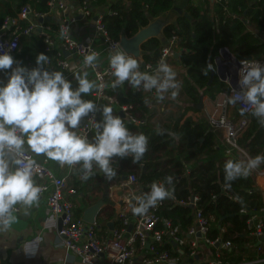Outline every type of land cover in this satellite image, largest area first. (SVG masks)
I'll list each match as a JSON object with an SVG mask.
<instances>
[{"label": "trees", "instance_id": "trees-1", "mask_svg": "<svg viewBox=\"0 0 264 264\" xmlns=\"http://www.w3.org/2000/svg\"><path fill=\"white\" fill-rule=\"evenodd\" d=\"M88 1L92 5H108V10L102 13V22L114 39H119L122 33L128 36L134 34L151 18L175 4V0ZM24 5H29L32 12L40 14L49 9L48 0H0V27L5 19L16 18ZM183 10L187 14L180 12L173 22L164 27V39L153 36L141 46L142 60L145 65L153 68L148 70L151 72L158 65L164 43L174 37L172 43L176 45L179 60L184 67L178 96L183 95L186 104L181 110L154 121L152 118L156 117V106L150 103H154L156 99L150 96V92H145L142 88L135 89L127 82L115 90H108L117 97L119 103L131 104L134 115L144 118V123L137 125L121 116L129 130L143 133L149 138L148 151L140 161L133 163L132 157L116 158L120 163L118 173L134 171L139 183L148 191L153 182L172 176L173 195L164 199L156 212L162 217L170 218L185 231L191 222V205L180 203L179 200L197 196V207L209 217L207 237H217L223 227L221 239L232 244L231 248L223 249L221 259L240 262L248 250L245 242L249 239L248 231L246 233L249 211L264 207V197L254 188L251 175L238 178L231 183L230 189H225L224 164L229 159H242V153L238 150L225 153L223 140L211 130L204 118L192 119L186 116L180 121L188 109H199L195 104L201 94L214 98L220 91L229 90V85L219 78L216 70L208 75L203 74L208 63L215 65L214 57L220 46L226 45L239 59L248 55L258 58L264 56V42L259 34L264 29V0H187ZM17 20L18 24L15 22L9 27L19 37V47L13 54L22 61H27L28 68L32 69L37 66L36 57L44 53L49 57L47 67L65 73L58 63V59L63 56L47 47L44 35L24 32L29 22L23 18ZM146 98L149 100L148 105L144 102ZM111 107L114 114L119 115L118 109ZM232 115H242L238 105H233ZM246 115L248 124L238 137V145L249 157L264 155V126H261L251 112ZM158 128L164 131L163 135H157ZM259 167L264 168V163ZM71 175L78 179L72 183L75 190L81 182L89 180H81L78 165L72 169ZM242 207L248 212H241ZM76 211L77 209L75 213ZM111 214L108 211L107 216ZM102 230H97V233ZM169 245L171 246L169 243H162L157 248L169 249ZM186 247L183 249L187 250ZM259 255L264 257V248Z\"/></svg>", "mask_w": 264, "mask_h": 264}, {"label": "clouds", "instance_id": "clouds-1", "mask_svg": "<svg viewBox=\"0 0 264 264\" xmlns=\"http://www.w3.org/2000/svg\"><path fill=\"white\" fill-rule=\"evenodd\" d=\"M15 47L12 43L0 54V71L11 70L7 83L0 82V235L12 230L18 216H28L39 205L45 189L37 181L38 176H43L38 157L55 161L60 167L78 165L82 180L99 172L110 181L117 175L115 158L132 157L136 163L144 157L149 145L148 136L130 131L125 119L114 114L110 105H98L84 98L106 87L102 81L89 78L88 69H96L100 63V53L90 45L82 68L74 73L75 87L64 72L47 67L48 55L40 53L36 57L37 66L29 69L11 54ZM108 63L115 78L111 82L113 90L127 82L145 92L155 90L161 102L170 91L172 99L179 94L181 84L177 73L164 58L154 71H141L142 58L116 44ZM240 64L239 90L232 88L229 103L243 105L241 114L250 109L264 126V63L241 60ZM215 70V65L208 63L203 74ZM144 102L149 104L147 98ZM96 113L100 114V120L96 119ZM85 118H88L86 122ZM163 134L158 128L157 135ZM262 163L264 155L227 160L224 188L230 189L238 178H247ZM173 180L167 176L153 182L149 192L136 198L133 213L143 215L158 202L170 198ZM38 241L39 238L26 243L24 252L35 255ZM30 245H35V250L30 251Z\"/></svg>", "mask_w": 264, "mask_h": 264}, {"label": "built area", "instance_id": "built-area-1", "mask_svg": "<svg viewBox=\"0 0 264 264\" xmlns=\"http://www.w3.org/2000/svg\"><path fill=\"white\" fill-rule=\"evenodd\" d=\"M81 5L85 14H91L92 9L88 0H82ZM49 7L66 8V4L63 0H48ZM29 5H24L20 11L19 16L26 18L30 12ZM42 15V14H41ZM16 22L15 18H7L0 27V54L8 50V47L15 43L16 47L12 49L11 54L19 47V37L16 31L9 32L7 28L10 24ZM36 27V24H30L24 28V32H32ZM68 20L66 19L60 26L61 34V48L66 51L75 52L80 55L82 60L88 53L89 45L93 51L101 52L105 50L107 53V59L113 46L119 44V39L112 38L102 22V13L95 15L94 33L103 41L102 49L96 48L90 41H83L72 37L68 32ZM41 33L44 35V39L48 45L53 44V39L41 27ZM172 37V41H173ZM120 45V44H119ZM170 45L163 46L161 54L158 58V62L169 54ZM218 51L221 56L231 55V51L227 46L219 47ZM241 60H250L260 63H264L259 58L243 57L235 63L233 71L236 77V86H230L228 91L220 92V95L213 100L212 105L209 108L204 109V118L208 122L209 127L212 130L219 131L222 135L223 142L225 144V153H230L232 150L240 151L244 159L250 158L248 154L238 145V137L241 132L246 128L248 124L247 113L244 112L238 117H234L230 110L229 98L232 95V88L239 90V69L241 67ZM58 63L63 67L68 66V61L65 58L58 59ZM153 69L150 65H144L141 67V71H148ZM4 71V70H3ZM95 79L98 82L105 83L106 87L102 92L94 93L96 102L98 105L102 102L115 105L117 109L126 117L130 122L137 125L144 123V118L138 117L133 114L131 104L119 103L117 97L108 92L111 88V82L115 79L110 72L109 63L107 62L104 68L98 66L93 69ZM230 73L226 72L225 79L230 82ZM241 109L244 107L241 104H236ZM99 113H96V119H98ZM88 118H85V122ZM46 159L38 160L41 165L43 176L38 182L44 187L46 193V202L55 220H61V227L58 229L60 236V245L64 248L66 254L73 253L84 264H188V261L194 262L196 255L200 251L202 244H207L212 247L213 257L207 262V264H251L252 260L243 263H232L229 261H223L220 257L221 247H228L231 243L228 240H222L220 237L209 238L206 233L209 228V217L205 215L200 207H197V196H190L188 199H180L179 202L192 206V216L194 222L190 226L182 231L180 226L173 223L170 218L162 217L157 212V207L162 203L154 207L149 208L147 213L143 215L135 216L132 223L131 231L126 235V228L129 224V215L125 214V209L119 211V217L122 222L119 227H114L108 232L106 236H100L96 231V222L85 221L83 218L75 216L73 214V202L66 198L64 195L65 178L63 176L56 175L53 170L47 165ZM114 165L119 170L120 163L115 158ZM264 169V168H263ZM123 182L131 185L132 188L127 191L123 198V203L130 205L133 199L142 196L144 193L149 192L144 189L139 183L137 174L132 171L126 174ZM141 186V189H139ZM71 192H75V189L71 188ZM241 212H248L244 207L240 209ZM264 207H260L257 210L249 211V215L246 220V226L248 233L257 238L260 242L259 245L264 244ZM169 243L174 244V248H157L158 244ZM183 246H187V250L183 249ZM182 254L183 259L178 255ZM264 259V258H263ZM189 261V262H190ZM0 264H4L0 258Z\"/></svg>", "mask_w": 264, "mask_h": 264}, {"label": "crops", "instance_id": "crops-1", "mask_svg": "<svg viewBox=\"0 0 264 264\" xmlns=\"http://www.w3.org/2000/svg\"><path fill=\"white\" fill-rule=\"evenodd\" d=\"M63 1L66 4V8L64 9L59 7H54V8L49 7L47 11L41 13L42 15L40 13H35L30 11L27 17L23 19H26L29 22V25L36 24L35 29L32 32H29L30 34H35V33L42 34L41 27L48 34H50L54 42L52 45L47 44V47L53 48L56 51V54H60L61 56H63V58H65L68 61V66L64 68L65 75L69 80L73 81V86L75 87L76 82L74 80V73H78L80 71V69L83 66L82 65L83 60L81 56L76 54L75 52L66 51L61 48L60 26L67 19L69 25L68 32L72 37L83 41H88V42L91 41L96 48L102 49L103 41L99 36H97L94 33L95 15L97 13L100 12L104 13L105 11H107L108 5L107 4L92 5L91 3H89L92 9V13L85 14L83 12V7L78 0H63ZM186 4H187V0H175L174 6H172L170 9L179 10V13L182 11L187 13V11L183 10ZM18 18L22 19V17L19 16V13L15 18L17 24H18V20H17ZM9 27L7 28V30L11 32ZM259 34L261 40L264 42V29H261ZM167 45H170V51L169 54L165 57V60L177 73V80L180 82L184 73V67L181 64L179 57L174 55V53L178 51L175 48L176 45L172 43L171 38L164 43V46ZM222 46H226V45H222ZM13 57L15 58V60L21 62L23 66L28 68L27 61H22L14 54ZM216 57L222 60V66H221L222 77L219 78L225 81L230 88L231 86L230 82H228V80L225 79V74L226 72L230 73L229 79L230 80L234 79L235 73L233 71L236 72V70H234L235 63L237 62V60H239V58H237L233 53H231V55H228V57L226 58L225 56H221L220 52L218 51L214 57L216 69H217L216 61H215ZM141 58H142V48H141ZM259 59L264 61V56H262ZM107 62H108L107 53L105 50H101L100 63L98 66L104 68ZM13 67H15V65ZM10 72L11 70L0 71V82L6 84ZM88 72H89V78L95 79L93 69H88ZM220 92L217 93L214 98H210L206 94H201L203 97L202 107H200L198 110L188 109L180 122H182L186 116H190L192 119L204 118V109L209 108L212 105L213 100L220 95ZM150 96H153L156 99L154 103H150L151 105L156 106V117L152 118V120L154 121H156L157 118H165L169 114L179 112L181 108L186 104V102L183 100V95L177 96L175 99H172L171 91L165 94V99L162 102L158 101L155 95V90H153V92H150ZM84 98L92 99L96 101L95 94L91 96L85 95ZM104 104L113 106L114 108L117 109V106L105 102H102V104L100 105H104ZM230 110L232 113L233 104L230 105ZM158 112H161L163 116L158 117L157 116ZM118 113L120 116H123V114L120 113V110H118ZM212 131L216 132V134L219 135V137L222 139V135L219 131H215V130ZM37 159L43 160L44 157H38ZM242 159H244L243 154H242ZM46 163L56 175L63 176L65 178L64 195L66 198L70 199L71 202H73V214L75 216L83 218L85 210L94 203L99 202L100 205L98 207L96 215L94 216L95 218L94 220L96 222V231L103 229L101 232H98L100 236H106L108 232L111 231L114 227H119L121 225L122 220L119 217L120 215L118 213L122 209H125V214L129 215L130 217L129 224L127 225L125 234L127 235L131 231L132 223L136 216V214L133 213L132 208L134 205H136V200L134 201L133 199L130 205L123 203L124 202L123 198L125 197V194L129 189L132 188L131 185H128L123 182V179L126 177V174H120V175L117 174L112 180L109 181L105 179L102 173L97 172L98 176L95 175L94 177L90 178L87 182L84 181L81 182L77 186V190H75V192L72 193L70 189L71 188L75 189L72 183L78 180L77 178L75 179L71 175L72 169L74 167L72 168L68 166L60 167L57 162L51 160H47ZM250 175L252 176L254 181V188H257V190H259L264 197V169L258 167ZM40 180L41 177L38 176L37 181L39 182ZM139 189H141V186H139ZM190 207H191V222H190L191 224L194 222V219L192 216L193 208L192 206ZM75 209H77L76 213H75ZM108 211L112 212L111 216H107ZM108 222L113 223L112 224L113 228L110 226ZM58 225L59 222L53 218L49 206L46 202V193L42 192L39 205L34 206L31 209L30 214L28 216H18L17 222L12 226V230L9 233L0 235L1 260L3 261L4 264H84L73 253L66 254L64 248L59 244L60 236L58 234V229H59ZM223 230L224 228L221 227L220 234L218 235V237L220 238L222 237ZM247 231L248 230L246 229V233ZM247 236L249 237V239L245 242V246L248 249L245 252V258H242L240 262H232V263H243L252 260L253 263L251 264H264V259H263L264 257L263 256L261 257L259 255V253L263 251L264 244L259 245L260 242L257 241V238L253 237L249 233H247ZM37 238H39L38 242L40 243L37 253L35 255L26 254L23 250L24 245L26 243L36 241ZM231 246L232 244H230L228 247H221L220 248L222 249L221 254H223L224 248L229 249L231 248ZM169 247L170 248L173 247V249H175L174 244H171V246L169 245ZM183 247L185 248L186 246ZM29 250L30 251L35 250V245H30ZM178 255L183 259L182 254H178ZM213 255L214 253L212 247L207 244H202L200 246V251L196 255V260L194 262H191L189 260L190 262L188 261V264H207V262L210 260V258L213 257Z\"/></svg>", "mask_w": 264, "mask_h": 264}, {"label": "water", "instance_id": "water-1", "mask_svg": "<svg viewBox=\"0 0 264 264\" xmlns=\"http://www.w3.org/2000/svg\"><path fill=\"white\" fill-rule=\"evenodd\" d=\"M179 10H174V9H169L167 11H164L160 13L159 15L151 18L149 22L138 28V30L128 36L124 33H122L119 37V44L122 46L124 50H126L129 54L134 55L135 57L141 58V46L142 43L147 40L150 37H159L161 39L164 38L163 36V28L170 22H172L176 16L178 15ZM187 14L186 12H184ZM175 56H178V52L174 53ZM251 56H246V58H250ZM216 66H217V74L219 77H222V72H221V66H222V60L220 58L216 57ZM145 65V62L142 60V64ZM213 74H211L212 76ZM230 85L231 86H236V77H234L233 80H230ZM203 105V97L202 95L199 97L198 102L196 103V106L198 108L202 107ZM122 114V112L120 111ZM99 202L94 203L93 205L89 206L85 212L83 218L88 221H93L95 218L94 216L97 213L98 207H99ZM59 222V228L61 227V220H58ZM110 226L112 227V222H108ZM113 228V227H112Z\"/></svg>", "mask_w": 264, "mask_h": 264}, {"label": "rangeland", "instance_id": "rangeland-1", "mask_svg": "<svg viewBox=\"0 0 264 264\" xmlns=\"http://www.w3.org/2000/svg\"><path fill=\"white\" fill-rule=\"evenodd\" d=\"M158 117H161V116H163V114L161 113V112H158V115H157ZM223 140V139H222ZM224 146H225V144H224Z\"/></svg>", "mask_w": 264, "mask_h": 264}]
</instances>
